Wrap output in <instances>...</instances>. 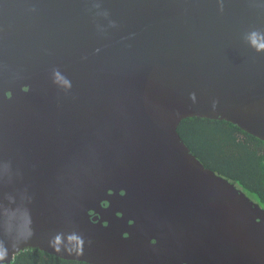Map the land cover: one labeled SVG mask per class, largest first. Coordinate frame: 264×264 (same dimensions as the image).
<instances>
[{"label": "water", "instance_id": "95a60500", "mask_svg": "<svg viewBox=\"0 0 264 264\" xmlns=\"http://www.w3.org/2000/svg\"><path fill=\"white\" fill-rule=\"evenodd\" d=\"M0 115L50 121L0 165V264H264V208L178 130L264 138V0H0Z\"/></svg>", "mask_w": 264, "mask_h": 264}, {"label": "trees", "instance_id": "16d2710c", "mask_svg": "<svg viewBox=\"0 0 264 264\" xmlns=\"http://www.w3.org/2000/svg\"><path fill=\"white\" fill-rule=\"evenodd\" d=\"M178 130L211 170L229 178L264 208V138L223 118L188 116ZM11 264H98L29 247Z\"/></svg>", "mask_w": 264, "mask_h": 264}, {"label": "flooded vegetation", "instance_id": "af4514ba", "mask_svg": "<svg viewBox=\"0 0 264 264\" xmlns=\"http://www.w3.org/2000/svg\"><path fill=\"white\" fill-rule=\"evenodd\" d=\"M41 117L42 115H17L13 127L3 128L2 124L6 121L3 120V115H0V165L24 162L33 156L35 149L49 145L50 134L46 127L50 126V121L45 119V115L43 119ZM20 118L30 120L24 121ZM6 123L9 125L8 122ZM107 203L104 202V205Z\"/></svg>", "mask_w": 264, "mask_h": 264}]
</instances>
